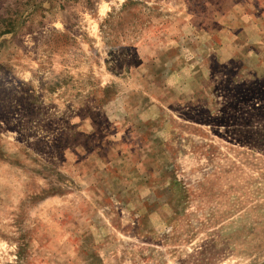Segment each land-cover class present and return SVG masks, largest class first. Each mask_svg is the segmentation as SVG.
Here are the masks:
<instances>
[{
  "label": "rangeland",
  "instance_id": "1",
  "mask_svg": "<svg viewBox=\"0 0 264 264\" xmlns=\"http://www.w3.org/2000/svg\"><path fill=\"white\" fill-rule=\"evenodd\" d=\"M0 264H264V0H0Z\"/></svg>",
  "mask_w": 264,
  "mask_h": 264
}]
</instances>
